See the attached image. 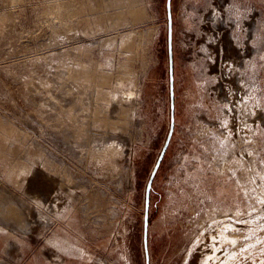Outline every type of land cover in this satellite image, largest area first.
Masks as SVG:
<instances>
[{
  "label": "rangeland",
  "instance_id": "rangeland-1",
  "mask_svg": "<svg viewBox=\"0 0 264 264\" xmlns=\"http://www.w3.org/2000/svg\"><path fill=\"white\" fill-rule=\"evenodd\" d=\"M173 16L150 264H200L228 220L264 264V0ZM170 124L167 0H0V264H147Z\"/></svg>",
  "mask_w": 264,
  "mask_h": 264
},
{
  "label": "water",
  "instance_id": "water-1",
  "mask_svg": "<svg viewBox=\"0 0 264 264\" xmlns=\"http://www.w3.org/2000/svg\"><path fill=\"white\" fill-rule=\"evenodd\" d=\"M167 13H168V53H169V74H170V95H171V124L170 129L162 147V150L158 156V159L154 165V168L149 177L146 186V199H145V213H144V245L146 252V262L150 264V251H149V225H150V209H151V195L153 191L154 180L159 170L160 165L167 153V150L171 144L175 126V110H176V98H175V51H174V16H173V0H167Z\"/></svg>",
  "mask_w": 264,
  "mask_h": 264
},
{
  "label": "bare ground",
  "instance_id": "bare-ground-1",
  "mask_svg": "<svg viewBox=\"0 0 264 264\" xmlns=\"http://www.w3.org/2000/svg\"><path fill=\"white\" fill-rule=\"evenodd\" d=\"M133 93L134 91H130L127 97L132 99ZM228 221L226 222V225L223 228H220L217 231H214V233L212 234L211 242L209 244H206V246L205 245L201 246V249L199 251V256L201 260L200 264H236L235 263L236 261L235 244L237 243L236 242L237 235H236V232L234 231L235 230L234 228L237 225H235V223H232L233 221L231 222H228ZM25 226H27V224ZM227 241L233 244L232 248L227 249L226 247H224L225 246L224 244ZM69 244H70V241H69ZM63 245H65V243ZM63 245H60V246H63ZM67 245L68 244H66V246Z\"/></svg>",
  "mask_w": 264,
  "mask_h": 264
},
{
  "label": "flooded vegetation",
  "instance_id": "flooded-vegetation-1",
  "mask_svg": "<svg viewBox=\"0 0 264 264\" xmlns=\"http://www.w3.org/2000/svg\"><path fill=\"white\" fill-rule=\"evenodd\" d=\"M170 99H171V95H170Z\"/></svg>",
  "mask_w": 264,
  "mask_h": 264
}]
</instances>
